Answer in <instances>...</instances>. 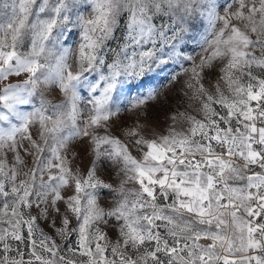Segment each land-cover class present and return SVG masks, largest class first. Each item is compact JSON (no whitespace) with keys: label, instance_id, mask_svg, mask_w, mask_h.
<instances>
[{"label":"snow or ice","instance_id":"snow-or-ice-1","mask_svg":"<svg viewBox=\"0 0 264 264\" xmlns=\"http://www.w3.org/2000/svg\"><path fill=\"white\" fill-rule=\"evenodd\" d=\"M0 264H264V0H0Z\"/></svg>","mask_w":264,"mask_h":264},{"label":"rangeland","instance_id":"rangeland-1","mask_svg":"<svg viewBox=\"0 0 264 264\" xmlns=\"http://www.w3.org/2000/svg\"><path fill=\"white\" fill-rule=\"evenodd\" d=\"M185 77H182L180 80L179 84L176 85H167L166 87H164V91L166 93L169 92V90L171 89V94H170V102H169V108L171 109H176L179 108L180 111H185L186 109L188 111H192V107H189V102L187 101V99H182L181 96L182 94L179 92V88L181 87V85L183 84V79ZM11 82H16V79L14 78ZM51 98V97H49ZM131 115V114H129ZM153 117L154 119L152 120V124L154 125H158L161 129L166 127V123H165V114L163 112L157 111V110H153ZM77 151L81 152V157L79 159L78 164L76 165L77 167L80 168L82 173H86L88 168H89V164H90V157L88 156L87 152L83 151L79 146H77ZM28 163L30 164L31 161L29 159ZM103 178H105L108 182L110 183H116L118 181V177H116L115 172L112 170H106L103 173ZM112 203L110 197L106 198L102 201V206L104 207H108L110 204ZM41 228L44 229L45 232L49 233L50 235H54L53 230L51 228L48 227L46 222L43 221H39ZM58 243H61L59 241V238H56Z\"/></svg>","mask_w":264,"mask_h":264}]
</instances>
